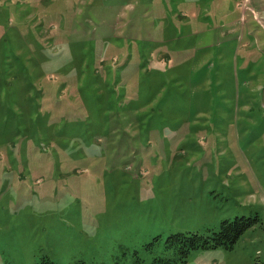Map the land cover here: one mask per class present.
<instances>
[{"label": "rangeland", "instance_id": "1", "mask_svg": "<svg viewBox=\"0 0 264 264\" xmlns=\"http://www.w3.org/2000/svg\"><path fill=\"white\" fill-rule=\"evenodd\" d=\"M157 258L264 263V0H0V264Z\"/></svg>", "mask_w": 264, "mask_h": 264}, {"label": "trees", "instance_id": "2", "mask_svg": "<svg viewBox=\"0 0 264 264\" xmlns=\"http://www.w3.org/2000/svg\"><path fill=\"white\" fill-rule=\"evenodd\" d=\"M252 221L251 218L247 217H238L234 221L225 220L221 223V228L218 232L207 236L196 232L177 233L170 237L172 239L170 246L178 250L179 256L177 260H184L193 250L198 248L217 247L221 245L230 247L248 229ZM177 260L157 258L155 263L175 264ZM44 264L54 263L44 261Z\"/></svg>", "mask_w": 264, "mask_h": 264}]
</instances>
